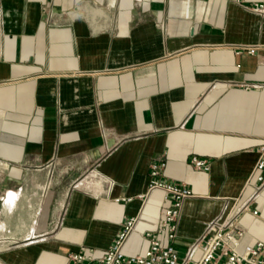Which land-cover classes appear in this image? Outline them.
I'll return each mask as SVG.
<instances>
[{
    "label": "crops",
    "instance_id": "obj_1",
    "mask_svg": "<svg viewBox=\"0 0 264 264\" xmlns=\"http://www.w3.org/2000/svg\"><path fill=\"white\" fill-rule=\"evenodd\" d=\"M260 1L0 0V264L102 255L132 216L124 251L145 252L169 205L148 193L154 162L194 194L172 241L182 255L251 193L264 16L247 6ZM254 205L245 243L264 237V190Z\"/></svg>",
    "mask_w": 264,
    "mask_h": 264
},
{
    "label": "built area",
    "instance_id": "obj_2",
    "mask_svg": "<svg viewBox=\"0 0 264 264\" xmlns=\"http://www.w3.org/2000/svg\"><path fill=\"white\" fill-rule=\"evenodd\" d=\"M247 7L252 12L264 16V0ZM257 48L258 45H250L247 51L254 54ZM192 163L197 168L210 169L209 162L197 156L192 158ZM165 167V161L151 165L148 193L162 190L169 205L165 208L159 228L144 232L143 236L149 240L145 252L127 254L124 251L139 221L138 216H132L126 220L123 230L104 254L97 255L94 248L83 246L69 254L67 264H264V237L254 243H245L247 230L240 222L243 214H260L254 204L264 190V157L259 159L247 181V186H252L251 193L246 197L236 198L224 216L209 222L206 231L194 239L183 255L172 241L178 235L183 205L194 194L184 182L162 180L160 175ZM148 193L142 194L141 197L146 198ZM161 234H165L168 242H164Z\"/></svg>",
    "mask_w": 264,
    "mask_h": 264
},
{
    "label": "bare ground",
    "instance_id": "obj_3",
    "mask_svg": "<svg viewBox=\"0 0 264 264\" xmlns=\"http://www.w3.org/2000/svg\"><path fill=\"white\" fill-rule=\"evenodd\" d=\"M163 194H164V192H163Z\"/></svg>",
    "mask_w": 264,
    "mask_h": 264
}]
</instances>
